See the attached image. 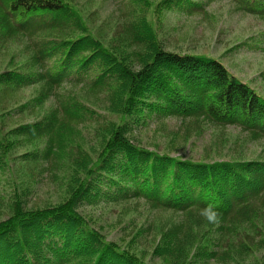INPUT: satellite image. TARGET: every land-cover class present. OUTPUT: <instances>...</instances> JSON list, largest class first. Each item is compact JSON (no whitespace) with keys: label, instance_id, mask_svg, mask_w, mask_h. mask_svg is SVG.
Listing matches in <instances>:
<instances>
[{"label":"trees","instance_id":"1","mask_svg":"<svg viewBox=\"0 0 264 264\" xmlns=\"http://www.w3.org/2000/svg\"><path fill=\"white\" fill-rule=\"evenodd\" d=\"M139 1H127L120 36L106 40L90 29L77 0H0V43L25 38L30 51L23 67L0 72V86L16 92L39 86L19 112L41 107L65 83L83 85L89 97L105 94L108 102L99 114L82 94L69 93L39 121L5 132L0 127V171L10 160L30 159L70 174L67 196L54 206L29 208L25 190L13 191L5 206L9 215L0 221V264H152L130 243L109 239L80 210L131 201L179 214L158 227L153 255L162 262L241 264L247 256L249 245L231 237L264 213V159L175 157L138 142L134 130L152 118L175 117L198 127L235 125L262 142L264 96L219 58L165 47L154 16L159 20L167 10L202 13L214 0L132 6ZM234 1L264 16V0ZM88 116L102 138L93 158L76 141L79 120ZM34 144L43 147L14 155ZM74 149L79 156L70 155ZM209 204L218 213L215 223L200 215Z\"/></svg>","mask_w":264,"mask_h":264},{"label":"rangeland","instance_id":"2","mask_svg":"<svg viewBox=\"0 0 264 264\" xmlns=\"http://www.w3.org/2000/svg\"><path fill=\"white\" fill-rule=\"evenodd\" d=\"M127 1L130 3L133 0H126V4L124 0H77V6L90 29L97 36L110 40L120 36L122 32V24L128 16L130 6ZM145 1L140 0L137 5L132 6L138 9ZM149 1L155 4L159 0ZM199 1L203 3L205 0ZM154 19L167 49L219 57L229 69L264 95L263 17L241 11L233 0H215L200 14L190 15L180 10H167L162 18L158 20L154 16ZM29 56L25 38L14 39L7 44L0 43V72L10 66L23 67ZM85 89L83 85L65 83L41 107L19 112L20 106L28 104L38 94L39 86H29L17 92L0 86L2 132L18 124L40 120L75 92L87 98L99 114L107 111L105 94L97 95L99 98L93 95L89 97L84 94ZM87 119L77 127L76 141L93 158L102 138L97 134V121ZM134 131L138 142L175 157L200 161L264 159V141H251L246 132L232 125L216 127L205 123L198 127L190 121L184 122L175 117L152 118L144 125L137 126ZM34 147L42 148L43 144L18 147L14 155H21ZM70 155L79 156L77 149L70 152ZM9 163L5 170L0 171V221L9 215L5 206L14 190H25L29 208L54 206L66 198L70 182V174L66 169L46 166L42 161L32 162L30 159H13ZM80 210L109 239L123 244L130 243L131 248L147 262L167 264L153 255L160 238L157 230L163 223L178 220L179 214L152 210L143 201H131L127 205H84ZM231 242L246 243L250 247L241 264L263 262L264 213L257 218L255 225L242 226L231 237ZM198 264L224 263L221 260H207Z\"/></svg>","mask_w":264,"mask_h":264},{"label":"clouds","instance_id":"3","mask_svg":"<svg viewBox=\"0 0 264 264\" xmlns=\"http://www.w3.org/2000/svg\"><path fill=\"white\" fill-rule=\"evenodd\" d=\"M200 215L204 217L209 223H215L218 218V213L215 210L214 206L211 204L201 209Z\"/></svg>","mask_w":264,"mask_h":264}]
</instances>
